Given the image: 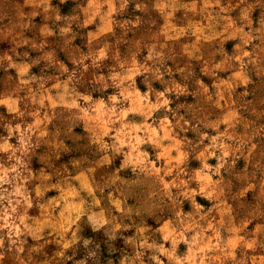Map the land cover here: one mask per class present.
<instances>
[{
    "label": "clouds",
    "instance_id": "9594fccd",
    "mask_svg": "<svg viewBox=\"0 0 264 264\" xmlns=\"http://www.w3.org/2000/svg\"><path fill=\"white\" fill-rule=\"evenodd\" d=\"M0 264H264V0H0Z\"/></svg>",
    "mask_w": 264,
    "mask_h": 264
}]
</instances>
